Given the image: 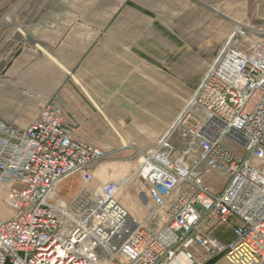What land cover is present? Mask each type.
I'll return each mask as SVG.
<instances>
[{
    "label": "built area",
    "instance_id": "obj_1",
    "mask_svg": "<svg viewBox=\"0 0 264 264\" xmlns=\"http://www.w3.org/2000/svg\"><path fill=\"white\" fill-rule=\"evenodd\" d=\"M240 42L224 46L167 133L139 150L134 173L154 218L165 217L154 229L118 201L117 180L92 185L107 153L73 137L56 100L25 127L0 119V181L10 183L0 264H168L180 254L201 264L221 253L229 264H264V36ZM211 172L226 178L219 192L205 182ZM74 175L83 186L66 201L59 187ZM232 219L224 245L211 231Z\"/></svg>",
    "mask_w": 264,
    "mask_h": 264
},
{
    "label": "rangeland",
    "instance_id": "obj_2",
    "mask_svg": "<svg viewBox=\"0 0 264 264\" xmlns=\"http://www.w3.org/2000/svg\"><path fill=\"white\" fill-rule=\"evenodd\" d=\"M96 1V10L79 0L49 1L46 10L37 12L41 26L24 6L13 17L0 10V113H11L20 120L17 124L24 125L28 113L9 106L33 102L36 113L45 103L37 107V101L10 97L11 92L51 89L67 81L78 87L84 102L96 103L99 111L94 119L70 113L66 124L107 153L92 185L117 180L118 201L154 229L165 217L154 218L156 209L146 196V185L134 173L139 150L150 148L167 133L224 46L230 41L248 45L264 36V0ZM37 35L43 40L37 41ZM28 46L37 47L39 54L22 55L21 49ZM168 136L177 149L183 147L178 129ZM205 180L214 192L226 183L219 173L208 174ZM82 186L74 175L60 185L59 195L70 201ZM9 216L0 200V218ZM234 223L232 219L218 225L212 234L227 245L233 240L229 238ZM213 259L229 264L224 253L201 258V264Z\"/></svg>",
    "mask_w": 264,
    "mask_h": 264
},
{
    "label": "crops",
    "instance_id": "obj_3",
    "mask_svg": "<svg viewBox=\"0 0 264 264\" xmlns=\"http://www.w3.org/2000/svg\"><path fill=\"white\" fill-rule=\"evenodd\" d=\"M49 1H53V0H0V10H5L7 12H5V15L7 16H15V13L18 10H21V8L24 9L27 12V15H30V12H33V19H36L35 25L36 26H41L44 25V22L42 21V16L41 14H38L37 12L44 11L45 9V5H47V2ZM54 1H58L59 3L62 4H66L68 1L69 2H74L75 0H54ZM80 2H85L86 4V8L90 9V10H96L97 9V1L96 0H79ZM34 11L35 14L34 15ZM59 17L55 18L56 22L58 20ZM34 24V23H33ZM35 39L37 41H41L43 40L39 35H37L35 37ZM21 54L23 55L24 53H28V52H33L35 54H39V49L37 47H23L21 49ZM24 91H21L20 89H16L15 91L10 93V97H14V98H22V97H28L33 99L34 101H37V107L42 105L43 103H46L49 100H56L63 108V113L65 116V121L66 123L69 122V115H71L70 113H76L77 115H79L80 117L82 115H89L91 119H94L97 112L99 111V108L97 106L96 103H86L84 102L83 98L80 95V90L78 87H76L75 85L69 83L68 81L63 83L60 86L51 88V89H43V88H23ZM33 102L30 103V106L26 105L23 106L21 104H16L14 105H10L9 107L13 106L16 110L17 113L22 110L24 112L28 113V123L32 120V118L35 116L34 112V107L31 106ZM38 111V110H37ZM107 113H109V109L105 110ZM4 112V111H3ZM5 114H1L0 113V119L4 120L6 122H11V123H15L16 125L20 126V127H25L27 124H17V122H20L19 119H17L15 117V115H12L11 113L8 112H4ZM92 125V124H90ZM73 137L75 139H79V140H83L88 142L87 140L83 139L82 135H75L73 133ZM92 144V143H90ZM95 145V144H92ZM100 147L99 145H95ZM97 173V170L95 172V175ZM213 174H218L216 172H211ZM209 173V174H211ZM10 187V183L6 182V181H0V200L3 202V199L6 196V193L8 191ZM235 221V220H234ZM235 224V223H234ZM234 228V225H233ZM233 228H232V233H231V237L229 238V240H232L234 238V234H233ZM213 230V229H212ZM212 234V231H211ZM213 235V234H212ZM214 236V235H213ZM216 237V236H214ZM217 238V237H216ZM219 239V238H217ZM220 240V239H219ZM226 240V241H229ZM225 241V242H226ZM184 259L185 263L182 264H189L188 261L183 257V255H179L175 260H173L172 262L168 263V264H178V262H181L179 259ZM211 264H224L221 259L218 260H214Z\"/></svg>",
    "mask_w": 264,
    "mask_h": 264
},
{
    "label": "bare ground",
    "instance_id": "obj_4",
    "mask_svg": "<svg viewBox=\"0 0 264 264\" xmlns=\"http://www.w3.org/2000/svg\"><path fill=\"white\" fill-rule=\"evenodd\" d=\"M239 29H240V28H239ZM111 166H113V165H111ZM100 174H101V173H100ZM101 175H102V174H101ZM109 176H111V175H109ZM205 182H206V180H205ZM150 209H151V208H150ZM180 255H181V254H180ZM178 256H179V255H178ZM178 256H177V257H178ZM177 257H176V258H177ZM176 258H175V259H176ZM179 260H180L181 262H178V264L185 263L184 259L181 258V259H179ZM188 263H190V262L188 261Z\"/></svg>",
    "mask_w": 264,
    "mask_h": 264
},
{
    "label": "trees",
    "instance_id": "obj_5",
    "mask_svg": "<svg viewBox=\"0 0 264 264\" xmlns=\"http://www.w3.org/2000/svg\"><path fill=\"white\" fill-rule=\"evenodd\" d=\"M215 259H213V260H210V261H208L207 263H205V264H211L213 261H214Z\"/></svg>",
    "mask_w": 264,
    "mask_h": 264
}]
</instances>
